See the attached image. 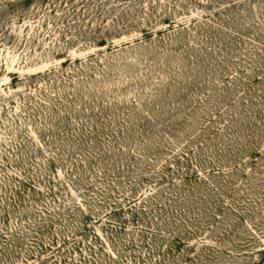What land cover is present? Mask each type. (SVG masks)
<instances>
[{"label": "rangeland", "instance_id": "374dc122", "mask_svg": "<svg viewBox=\"0 0 264 264\" xmlns=\"http://www.w3.org/2000/svg\"><path fill=\"white\" fill-rule=\"evenodd\" d=\"M0 28V264H264V0H33Z\"/></svg>", "mask_w": 264, "mask_h": 264}, {"label": "trees", "instance_id": "16d2710c", "mask_svg": "<svg viewBox=\"0 0 264 264\" xmlns=\"http://www.w3.org/2000/svg\"><path fill=\"white\" fill-rule=\"evenodd\" d=\"M33 0H4V1H1L3 2L1 5L2 9H0V15H5L6 13H8L9 11L11 10H17V12H21L23 13L27 8L30 7L31 5V2ZM69 2L70 0H41V5H45L46 3H49L50 5L54 7H61L62 5H64L65 2ZM5 6L7 8H5ZM0 7V8H1ZM5 8V9H4ZM75 9L73 10V13H75ZM89 13V12H88ZM110 13H108L109 15ZM75 16L77 15V13L74 14ZM65 18L68 16L66 13L64 14ZM125 16L127 17V15L125 14ZM62 18V17H61ZM129 20V18H126ZM103 22V20L101 19V23ZM100 23L99 25L97 26V28L99 29L100 31V34L96 37V40L97 42H99V45L103 46V45H106L107 44V41L109 38H111L113 32H116V28H113V29H106V31H102V29H100ZM125 26V25H124ZM186 27L185 24H183V28ZM2 29V28H0ZM99 31L97 33H99ZM150 31L149 30H144L143 33L144 34H148ZM113 42H109V44H112ZM67 60H70L69 58ZM255 80H259V77H255ZM259 153V152H257ZM174 239L176 240V245L175 247L176 248H179L181 244H184L186 243L184 239L182 238H179L177 236L174 237ZM187 246H190L189 244H186Z\"/></svg>", "mask_w": 264, "mask_h": 264}]
</instances>
